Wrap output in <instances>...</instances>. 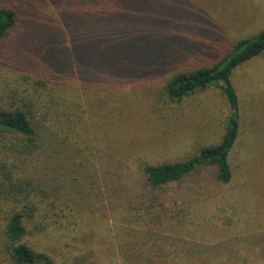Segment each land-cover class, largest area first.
Returning <instances> with one entry per match:
<instances>
[{
	"label": "rangeland",
	"instance_id": "374dc122",
	"mask_svg": "<svg viewBox=\"0 0 264 264\" xmlns=\"http://www.w3.org/2000/svg\"><path fill=\"white\" fill-rule=\"evenodd\" d=\"M117 3L139 13L135 19L142 32L140 36L131 32L128 37V28L134 30L137 23L117 19L115 30L119 31L106 35L105 47L115 38L121 44L128 41L129 46L140 43V75L128 82L126 77L106 78V73L102 77L88 69L91 76L83 80L89 88L98 85L96 80L112 86L103 89L108 98L94 93L88 97L84 90L79 98L85 110L80 129L83 139L92 144L88 167L96 191L102 189L103 195L90 207L93 211L85 213L90 220L83 228L67 237L63 230L44 234L38 240L40 250L54 258L55 264H264V55L233 74L244 114L243 132L231 156L236 174L233 182L221 186L215 168L206 167L187 180L154 190L146 184L142 170L145 164L188 159L220 139L226 106L217 90L162 112L157 105L161 86L154 82L166 74L212 65L235 41L260 32L264 29V0ZM55 6L48 0L42 13L62 21ZM22 12L21 33L0 59L1 95L9 93L22 72L18 56L11 55L18 54L22 42L32 34L33 16L27 15L26 8ZM109 20L105 15L102 22ZM178 21L183 22L179 25ZM172 37L197 43L198 51L205 49L208 54L199 51L203 58L197 60L196 54L179 68L177 63L153 56L152 46L159 53L163 41L168 43ZM154 40L160 41L154 46ZM152 58L160 66L156 69L149 64L144 70L142 64ZM172 69L175 71L168 73ZM252 131H256L254 137ZM81 212L76 208V215ZM0 264H8L1 254Z\"/></svg>",
	"mask_w": 264,
	"mask_h": 264
},
{
	"label": "trees",
	"instance_id": "16d2710c",
	"mask_svg": "<svg viewBox=\"0 0 264 264\" xmlns=\"http://www.w3.org/2000/svg\"><path fill=\"white\" fill-rule=\"evenodd\" d=\"M53 1L62 21L42 13L48 0H0V59L3 54L6 57L21 33L22 10L26 8L27 15L33 16L29 25L32 34L22 42L19 53L11 55L18 56L22 72L17 68L20 74L15 85L8 94H0V254L8 264H55L54 258L40 250L39 238L58 230L65 231L67 237L83 228L90 220L85 213L92 212L90 207L103 195L102 189L96 191L88 167L92 144L83 139L80 129L85 110L79 98L82 90L88 97L94 93L108 98L105 91L112 84L96 80L98 85L89 88L83 80L91 76L87 70L106 73V78L126 77L128 82L140 75V43L134 41L129 46L128 41L121 44L115 38L105 47L106 35L114 36L119 31L115 30L117 19H132L137 26L128 28L127 35L136 32L140 36V22L135 19L139 13H132L130 6H120L119 0ZM92 1L100 2L94 6ZM101 15H107L109 23L102 22ZM178 22L180 25L183 21ZM159 41L154 40V46ZM165 42L159 53L152 46L153 56L177 63V67L190 62L199 51L208 54V50L198 51L197 43L185 39L172 37ZM199 55L197 60L203 58ZM262 55L264 29L235 41L212 65L191 67L168 77L166 74L154 82L161 86L157 105L162 112L212 89L222 96L226 108L220 139L188 159L145 164L142 170L148 186L161 189L187 180L206 167L215 168L221 186L234 181L231 156L243 132L244 114L233 74ZM149 64L156 69L160 66L152 58L141 67L148 70ZM252 133L254 137L256 131ZM76 208L83 212L76 215Z\"/></svg>",
	"mask_w": 264,
	"mask_h": 264
}]
</instances>
